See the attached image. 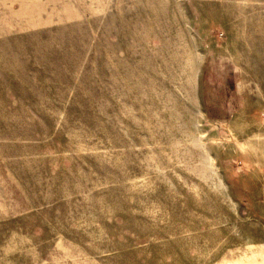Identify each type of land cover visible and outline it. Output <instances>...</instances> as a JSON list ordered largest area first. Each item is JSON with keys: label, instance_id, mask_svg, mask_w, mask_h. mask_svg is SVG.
<instances>
[{"label": "rangeland", "instance_id": "1", "mask_svg": "<svg viewBox=\"0 0 264 264\" xmlns=\"http://www.w3.org/2000/svg\"><path fill=\"white\" fill-rule=\"evenodd\" d=\"M0 264H264V0H0Z\"/></svg>", "mask_w": 264, "mask_h": 264}]
</instances>
